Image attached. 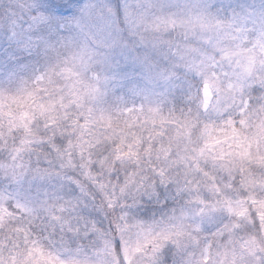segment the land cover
I'll list each match as a JSON object with an SVG mask.
<instances>
[{"label":"clouds","instance_id":"9594fccd","mask_svg":"<svg viewBox=\"0 0 264 264\" xmlns=\"http://www.w3.org/2000/svg\"><path fill=\"white\" fill-rule=\"evenodd\" d=\"M0 264H264V0H0Z\"/></svg>","mask_w":264,"mask_h":264}]
</instances>
